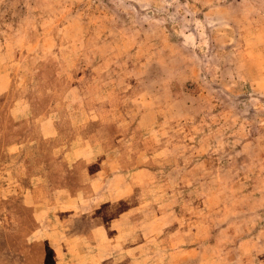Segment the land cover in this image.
Wrapping results in <instances>:
<instances>
[{"label":"rangeland","instance_id":"374dc122","mask_svg":"<svg viewBox=\"0 0 264 264\" xmlns=\"http://www.w3.org/2000/svg\"><path fill=\"white\" fill-rule=\"evenodd\" d=\"M0 264H264V0H0Z\"/></svg>","mask_w":264,"mask_h":264},{"label":"crops","instance_id":"0c3cea01","mask_svg":"<svg viewBox=\"0 0 264 264\" xmlns=\"http://www.w3.org/2000/svg\"><path fill=\"white\" fill-rule=\"evenodd\" d=\"M9 146V145H8Z\"/></svg>","mask_w":264,"mask_h":264}]
</instances>
